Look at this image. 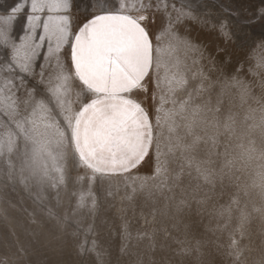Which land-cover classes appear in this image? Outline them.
<instances>
[{
  "label": "snow or ice",
  "instance_id": "6c2138e0",
  "mask_svg": "<svg viewBox=\"0 0 264 264\" xmlns=\"http://www.w3.org/2000/svg\"><path fill=\"white\" fill-rule=\"evenodd\" d=\"M150 9L167 18L159 32L145 23L147 15L133 14ZM21 16L25 27L18 36L15 24ZM190 18L185 0H16L0 11V219H7L9 209L28 212L30 201V215L41 212L57 226L73 225L71 236L80 254L92 253L101 261L103 253L90 239L94 223H83L94 221L97 192L113 195L116 176L124 178L125 187L139 181L140 189L149 179L164 177L155 187H167L166 154L159 140L165 126L168 152L179 150L206 182L214 175L240 180L243 167H237V159H253L254 140L238 145L239 157L226 159L218 174L204 167L206 159L192 155L202 141L207 152L217 149L221 123L219 108L196 104L191 92L179 102L175 98L188 84L179 59H174L179 42L175 25ZM202 90L203 84L197 94ZM247 94L242 86L241 99ZM145 100H150L153 114ZM169 103L172 107L165 108ZM246 119L253 123L238 139L264 129V117L259 124L251 115ZM235 123L229 115L224 130L235 135ZM209 126L216 132L204 140L197 129ZM229 147L224 148L226 157ZM153 164V177L133 175ZM252 186L264 191V166ZM241 187L246 191V185ZM136 191L132 187V194ZM65 194L70 211L61 212ZM122 227L127 235V225ZM237 243L232 241L234 249Z\"/></svg>",
  "mask_w": 264,
  "mask_h": 264
},
{
  "label": "rangeland",
  "instance_id": "374dc122",
  "mask_svg": "<svg viewBox=\"0 0 264 264\" xmlns=\"http://www.w3.org/2000/svg\"><path fill=\"white\" fill-rule=\"evenodd\" d=\"M15 2L0 0V11ZM185 3L190 5L192 18L175 25L179 42L174 59H179L188 84L175 98L179 102L191 92L196 104L219 108L216 117L221 123L217 149L207 152L202 141L192 155L197 160L206 159L204 167L218 174L226 159L239 157L242 150L238 145L254 140L253 159H237V167H243L242 173H238L240 180L233 182L214 175L212 182H206L194 166L187 165L179 150L168 152L169 133L165 126L159 140L166 154L162 159L167 161V187H155L164 177L149 179L143 189L139 188V181L125 187L124 178L119 176L112 179L113 195L97 192L94 221L86 219L83 223H94L95 234L90 239L97 241L98 250L103 253L101 261L92 253L80 254L78 241L71 236L73 225L57 226L55 220L41 212L30 215L33 206L26 201L28 212L9 209L5 213L7 219H0V260L4 264H264V191L252 186L256 173L264 166V139L259 128L250 136L237 138L253 123L247 117L253 116L257 124L264 117V0ZM133 14L147 15L149 21L145 23L151 22L154 33L168 23L163 11L150 9ZM225 21L226 27L222 29ZM24 27L25 19L21 16L15 24L16 35H22ZM236 81L248 88L243 100L242 86H236ZM201 84L203 90L197 94ZM165 89L162 84L161 92ZM145 103L153 114L150 100ZM207 115L212 119L211 112ZM229 115L236 121L235 135L223 128ZM215 132L211 126L197 129L204 140ZM225 146H230L227 157ZM154 174V164L133 173L141 177ZM108 183L104 181L106 189ZM243 185L247 186L246 191ZM132 187L137 188L135 194ZM128 195L133 198L127 199ZM64 199L61 212L70 211L66 194ZM125 224L127 235L122 227ZM233 240L238 242L235 249Z\"/></svg>",
  "mask_w": 264,
  "mask_h": 264
},
{
  "label": "clouds",
  "instance_id": "9594fccd",
  "mask_svg": "<svg viewBox=\"0 0 264 264\" xmlns=\"http://www.w3.org/2000/svg\"><path fill=\"white\" fill-rule=\"evenodd\" d=\"M256 130V129H255ZM254 130V131H255ZM260 135H261V138H264V129H260Z\"/></svg>",
  "mask_w": 264,
  "mask_h": 264
},
{
  "label": "crops",
  "instance_id": "0c3cea01",
  "mask_svg": "<svg viewBox=\"0 0 264 264\" xmlns=\"http://www.w3.org/2000/svg\"><path fill=\"white\" fill-rule=\"evenodd\" d=\"M116 177H119V176H116Z\"/></svg>",
  "mask_w": 264,
  "mask_h": 264
}]
</instances>
